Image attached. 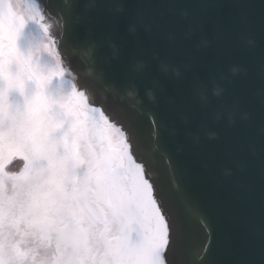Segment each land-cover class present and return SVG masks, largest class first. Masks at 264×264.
Masks as SVG:
<instances>
[{
	"label": "water",
	"instance_id": "obj_1",
	"mask_svg": "<svg viewBox=\"0 0 264 264\" xmlns=\"http://www.w3.org/2000/svg\"><path fill=\"white\" fill-rule=\"evenodd\" d=\"M39 2L51 35L38 24L71 73L66 79L72 88L75 76L92 105L114 119L125 106L145 122L155 112L168 123V131L151 143L157 170H166L165 157L188 169L189 190L216 225L214 264H264V0ZM131 27L138 30L135 37ZM189 32L191 39H185ZM207 40L215 46L197 52L194 45ZM161 63L182 70L194 66L177 81L171 72L163 74ZM232 68H247L248 75L233 76ZM214 88L222 89L220 97ZM130 92L137 95L129 97ZM246 113L251 120L244 119ZM211 132L220 140L209 141ZM227 169L233 176L224 180L221 172ZM242 183L249 186L247 193L240 190Z\"/></svg>",
	"mask_w": 264,
	"mask_h": 264
},
{
	"label": "snow or ice",
	"instance_id": "obj_2",
	"mask_svg": "<svg viewBox=\"0 0 264 264\" xmlns=\"http://www.w3.org/2000/svg\"><path fill=\"white\" fill-rule=\"evenodd\" d=\"M19 4L20 0H9ZM23 28L15 7L0 10V39L10 46V59L23 65L15 53V42ZM25 79L46 87L51 75L30 69ZM23 92V82H9L0 101V253L3 252V224L21 216L29 217L40 229L57 234L72 264H214L212 253L219 240L216 225L189 190L188 169L173 165L165 157L166 170H157L155 157L145 158L156 137L157 120L151 113L146 122L121 106L118 119L100 107L111 133L110 150L96 162L93 179L102 194L131 213L135 226L111 243H96L79 230L81 217L77 194L66 188L60 174L50 165V151L42 147L45 112L35 110L36 101L26 99L23 107H13L7 92ZM22 162L19 171L10 166ZM22 169V170H21ZM264 178V169L261 170ZM71 231L59 232V225ZM11 259L16 254L8 253Z\"/></svg>",
	"mask_w": 264,
	"mask_h": 264
},
{
	"label": "clouds",
	"instance_id": "obj_3",
	"mask_svg": "<svg viewBox=\"0 0 264 264\" xmlns=\"http://www.w3.org/2000/svg\"><path fill=\"white\" fill-rule=\"evenodd\" d=\"M9 7H15L20 12L21 4H10L9 0H0V10H6ZM41 8L39 0H35L31 12L21 14L22 30L28 22L35 20L47 34L51 35L52 24L42 19ZM186 15L187 13H185ZM137 31L136 27H131L129 35L135 37ZM144 31L148 32V29L145 28ZM192 35V32L187 33L185 39H191ZM248 43L255 46V42L252 40H249ZM214 46V41L207 40L202 46L195 44L194 48L197 52H206ZM15 53L23 59L25 62L23 65L9 58L10 46L0 39V101L3 100L7 86L12 80L23 82V92L18 91L22 95H25L26 89L30 85H34V89L25 95V100H35L36 111L42 108L46 109L45 138L42 147L50 151L52 159L49 163L60 174L65 187L77 194V209L81 217V222L78 225L79 230L90 235L94 242L105 244L117 240L125 232L131 233L136 223L134 216L102 194L100 186L93 179L96 162L110 150L111 133L103 116L101 115L97 119L96 114L92 111L97 107L91 103V94L86 88L75 83V76L72 77L74 86L67 95L51 94L48 91V85L38 87L35 82L26 80L25 75L32 69L46 76L48 66L38 67L31 56L18 49L16 42ZM49 55L55 60V52H51ZM56 64L60 69L58 75L64 78L71 75L59 61H56ZM193 66L194 63L185 64L182 70L179 67L161 63L160 68L165 76L171 72L177 81H182L185 78V73L191 71ZM231 72L233 76L242 74L246 77L248 75L247 68L242 70L232 68ZM9 92H7V101ZM221 92L222 89L214 88L213 95L220 97ZM128 95L134 97L137 94L130 92ZM147 95L149 100L155 103V94L149 91ZM150 113L157 120L156 137L153 140L157 141L162 132L168 131V123L163 119H158L155 112ZM220 118L219 114L215 117L216 120ZM244 119L251 120V113H246ZM228 120L229 126L235 125L236 121L231 114ZM206 135L209 141L220 140V135L217 132ZM250 152L253 156H257L255 150H250ZM146 154L149 159L153 157L154 152L151 150V144ZM181 154L182 151L178 149L177 155ZM202 167L206 170L207 163L202 162ZM238 168L241 172L246 171L242 164L238 165ZM221 176L224 180H228L233 176L232 169L221 172ZM239 187L244 193L250 190L249 186L243 183ZM229 219L232 222L237 220L234 216ZM71 230V226L67 224L58 226L59 232L67 233ZM2 247L0 264H72L62 248L57 234L38 228L27 216H21L15 221L3 224ZM9 252L15 253L16 259H11L8 255ZM96 264H103V261H97Z\"/></svg>",
	"mask_w": 264,
	"mask_h": 264
},
{
	"label": "rangeland",
	"instance_id": "obj_4",
	"mask_svg": "<svg viewBox=\"0 0 264 264\" xmlns=\"http://www.w3.org/2000/svg\"><path fill=\"white\" fill-rule=\"evenodd\" d=\"M21 14L31 12L32 7L25 2L20 0ZM18 49L31 56L33 61L38 67L48 66V72L46 76L51 75V79L48 83V91L53 95H67L72 87L67 80L58 78V72L60 69L57 67L56 61H59L57 55L55 60L49 53L54 52L52 42L49 36L40 28L39 24L32 20L28 22L24 29L20 32L16 40ZM34 89V85H30L26 89L25 95L29 94ZM25 95H22L18 91H10L8 95V103L13 107H23L25 102ZM22 162L16 161L10 166L11 171H19L22 167Z\"/></svg>",
	"mask_w": 264,
	"mask_h": 264
},
{
	"label": "bare ground",
	"instance_id": "obj_5",
	"mask_svg": "<svg viewBox=\"0 0 264 264\" xmlns=\"http://www.w3.org/2000/svg\"><path fill=\"white\" fill-rule=\"evenodd\" d=\"M31 7H33V4L31 3V2H29V1H26ZM58 78H61L62 80H67L66 78H64V77H62V76H60V75H58ZM68 81V80H67ZM69 82V81H68Z\"/></svg>",
	"mask_w": 264,
	"mask_h": 264
}]
</instances>
